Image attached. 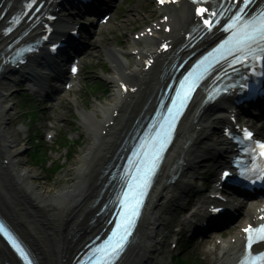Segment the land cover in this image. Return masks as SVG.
<instances>
[{
  "label": "bare ground",
  "instance_id": "bare-ground-1",
  "mask_svg": "<svg viewBox=\"0 0 264 264\" xmlns=\"http://www.w3.org/2000/svg\"><path fill=\"white\" fill-rule=\"evenodd\" d=\"M189 11L190 9L184 6L173 8L171 14L167 11L168 21L158 20L153 32L151 34L145 32L140 40H146L150 48H156L158 38L168 36V33L159 28L171 24L172 30L177 31ZM2 46L4 39L0 35V50ZM148 49L147 46L142 47L140 41L132 42L126 53L133 59L134 65H130L129 61L122 58L124 54L122 51L112 50L114 53L111 59L116 64V68L110 79L117 85L112 103L107 107L94 108L93 112H83L82 118L90 119L91 147L77 163L75 182L54 193L38 191L37 185L30 181L34 172L25 165L22 148L16 145L17 133L10 125L12 100L9 96L12 87L6 83L7 80L0 77V204L2 205L3 202L7 208H11L12 224L25 235L28 243L32 244L43 264H54V262L68 264L70 258L65 261L70 245L84 239L86 229L91 227L89 221L97 211V208L93 209L92 206L101 188L98 182L101 175L100 168L117 139L114 130H120L115 125L108 128V133L105 134L106 125L114 119L113 114L116 110L122 109L128 117L140 112L139 107L143 98L149 95L152 87L158 83L157 76L149 83L147 81L135 83L131 79L135 71L146 76L143 71L135 69L142 65ZM124 84L129 86L138 84L141 89H145L133 98L130 93L124 91ZM195 118L197 122L189 127ZM225 118L223 110L205 107L198 109V105L192 109L182 125L176 147L172 148L168 155V165L180 151L187 157L186 163L181 168V176L172 185H166L163 180H159L156 184L138 230L139 242L128 253L123 264H155L158 256L164 255L169 233L166 224L171 222V208L183 202L184 193L192 185V177L202 162L209 161L206 155L210 154L214 157L216 151L211 150L213 148L215 150V146L224 145L223 141L214 138L213 135ZM133 119L127 118L123 127L125 125L127 127V123L131 125ZM239 239L240 241L222 256L218 264H232L235 257H231V251L240 247L242 238ZM6 261L13 263V258L0 243V264Z\"/></svg>",
  "mask_w": 264,
  "mask_h": 264
},
{
  "label": "rangeland",
  "instance_id": "rangeland-1",
  "mask_svg": "<svg viewBox=\"0 0 264 264\" xmlns=\"http://www.w3.org/2000/svg\"><path fill=\"white\" fill-rule=\"evenodd\" d=\"M152 3V0H135L133 6H131L129 10H127V18H125L121 23L113 28V31H111L112 35L106 40L105 43L99 44L97 46L96 51L94 52V58H90L89 61V64L94 67V74H96L97 72V75H99V67L103 66L102 62L105 61V59H107L106 61H110V58L106 55L105 50H108L114 45V41L116 40L114 38H120L125 41L124 47L128 49L129 44L132 42L133 33H131V31L143 28L146 24L149 23V21L156 17L154 15L155 11L151 9ZM124 34H126L127 36H124ZM98 62H101V65L98 64ZM109 69L110 72L107 73V77H109L114 70L112 64ZM110 86L111 91L109 94H103L102 91H93L91 95L87 94L85 96V91L83 90V92H78L76 95L67 97L68 102L61 111L60 118L67 121V124H65L67 130H70V128L72 127V130L78 131L71 132V138H79L80 134H83L81 138L85 141V144L81 148L79 147L75 149L76 154H71L72 156L68 158V162L65 159L67 149L60 148L57 152L55 150L47 151L46 149H44V152L46 153V157H44V159H47L50 165L53 164V166H56L58 163H65V168L58 177L53 176V174L47 171V164L42 165L38 160L34 159V157L31 155L33 146L32 141H27L24 133H19L17 131L19 129V126H17L18 122H25L27 119L24 117L23 106L21 107L18 102L21 94H12L10 99L12 100V106L14 107L12 109L13 115L10 125L12 130H16L17 132L16 145L24 150L27 148V153L24 152L22 157L24 158L25 165L34 172L33 178L31 180H33L34 182H32L37 185L38 191H42L44 193H54L61 188H64L66 185L73 184L72 180L75 178L77 163L79 159L83 157L91 147L89 144V132L84 129L81 119V113L84 110H89L90 112L93 110L94 106L98 107L99 105H107L109 102H111L115 93V88L111 82ZM74 118H76V120ZM84 149H86L85 152H83ZM173 210L174 211L172 218L175 217L179 212V209ZM174 223L175 218L174 220L171 219V224H166V227L170 229L171 237L169 239V244L167 243V248L164 255L158 256L155 264H176V252L175 249L171 248V240L174 235L172 231Z\"/></svg>",
  "mask_w": 264,
  "mask_h": 264
},
{
  "label": "snow or ice",
  "instance_id": "snow-or-ice-1",
  "mask_svg": "<svg viewBox=\"0 0 264 264\" xmlns=\"http://www.w3.org/2000/svg\"><path fill=\"white\" fill-rule=\"evenodd\" d=\"M240 2H243V0H240ZM208 11L209 10L206 8L197 9V13L202 16L205 15ZM237 20L240 21V17H237ZM203 23L205 25H209V27L211 26L208 19H204ZM240 26L242 30L243 39L233 41L232 46L235 47L240 52L244 53L245 55L251 54L255 57L258 54L257 49H259L260 54H264V49L259 48V42H264V16L260 18L259 22L248 21L247 23H244L243 21H240ZM252 45H256L257 48L254 49ZM229 51H231V49H229ZM261 147H264V145H261ZM224 175L227 176L229 174L224 173ZM125 195H127V193ZM134 212L135 209L133 208V213ZM2 227L3 226L0 225V228ZM121 239H123V237H121ZM119 246H120V241L117 240L116 244L113 245V250L114 251L117 250Z\"/></svg>",
  "mask_w": 264,
  "mask_h": 264
}]
</instances>
